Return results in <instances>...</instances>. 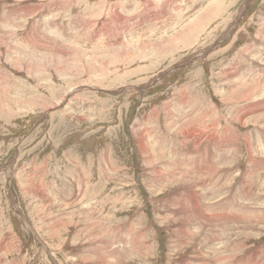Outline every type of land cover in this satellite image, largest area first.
I'll use <instances>...</instances> for the list:
<instances>
[{
    "label": "rangeland",
    "instance_id": "obj_1",
    "mask_svg": "<svg viewBox=\"0 0 264 264\" xmlns=\"http://www.w3.org/2000/svg\"><path fill=\"white\" fill-rule=\"evenodd\" d=\"M198 263L264 264V0H0V264Z\"/></svg>",
    "mask_w": 264,
    "mask_h": 264
},
{
    "label": "bare ground",
    "instance_id": "obj_2",
    "mask_svg": "<svg viewBox=\"0 0 264 264\" xmlns=\"http://www.w3.org/2000/svg\"><path fill=\"white\" fill-rule=\"evenodd\" d=\"M3 18V17H2ZM53 26V25H52ZM55 26V25H54ZM46 49V48H45ZM26 52V51H25ZM162 76V75H161ZM200 119V118H199ZM190 130H191V128H190ZM191 137V136H190ZM173 175L174 174H172V177H173ZM170 176V175H169ZM175 176V175H174ZM170 179V178H169ZM176 180V179H175ZM181 180V179H180ZM190 180V179H189ZM193 182V181H192ZM198 184V183H197ZM209 189V188H208ZM237 189V188H236ZM192 191V190H191ZM188 195V194H187ZM189 197V196H188ZM193 198V197H192ZM189 202H190V200H189ZM193 203V202H192ZM199 203V202H198ZM194 205V204H193ZM191 211H192V209H191ZM195 211V210H194ZM199 211V210H198ZM193 212V211H192ZM195 213V212H194ZM195 214H197V213H195ZM204 214H206V213H204ZM235 214V213H234ZM194 216V215H193ZM202 219V218H201ZM237 219V218H236ZM183 220H185V219H183ZM208 220V219H207ZM189 221V220H188ZM191 221V220H190ZM183 222V221H182ZM186 222V221H185ZM209 222V221H208ZM187 223V222H186ZM189 223V222H188ZM210 223V222H209ZM183 224V223H182ZM200 224V223H199ZM203 224V223H202ZM189 225H190V223H189ZM198 225V224H197ZM201 225V224H200ZM184 226V225H183ZM204 226V225H203ZM186 227V226H185ZM199 227V226H198ZM198 227H196V228H198ZM200 227H202V226H200ZM182 228V227H181ZM190 232V231H189ZM188 233V232H187ZM185 234V233H184ZM192 234V233H191ZM190 235V234H189ZM193 235V234H192ZM196 235H198V234H196ZM180 236H181V234H180ZM185 235H183V237H184ZM182 236L180 237L181 239L183 238ZM187 237H189V236H187ZM183 241V240H182ZM254 249V248H253ZM4 250V249H3ZM2 250V251H3ZM5 252V251H4ZM250 256V255H249ZM184 259V258H183ZM206 259V258H205ZM239 260H241V259H239ZM21 261V260H20ZM248 262V261H247ZM200 263V262H199ZM198 263V264H199ZM202 264V263H201ZM245 264V263H244Z\"/></svg>",
    "mask_w": 264,
    "mask_h": 264
}]
</instances>
